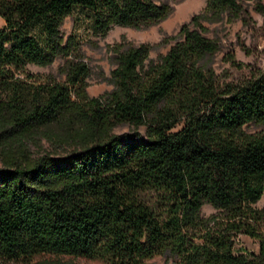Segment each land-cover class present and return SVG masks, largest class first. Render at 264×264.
Instances as JSON below:
<instances>
[{
  "label": "trees",
  "instance_id": "1",
  "mask_svg": "<svg viewBox=\"0 0 264 264\" xmlns=\"http://www.w3.org/2000/svg\"><path fill=\"white\" fill-rule=\"evenodd\" d=\"M253 8L264 28V0ZM172 10L167 0H0L1 260L141 264L168 249L177 264H264V205L254 206L264 191V68L220 86L210 65L219 46L203 23L242 17L240 0H206L155 58L145 41L107 44L112 88L86 91L74 27L101 37ZM57 57L62 81L26 69ZM204 203L215 211L203 215ZM242 232L258 237L257 253L235 246Z\"/></svg>",
  "mask_w": 264,
  "mask_h": 264
},
{
  "label": "rangeland",
  "instance_id": "2",
  "mask_svg": "<svg viewBox=\"0 0 264 264\" xmlns=\"http://www.w3.org/2000/svg\"><path fill=\"white\" fill-rule=\"evenodd\" d=\"M172 3L173 10L164 19L156 24L145 26L143 28H134L131 26L114 25L107 31L105 36H94L89 33L81 23L79 27H74V33L78 35L81 41V49L85 52L86 60L90 66V73L86 80L88 85L86 91L88 95L98 96V94L109 91L112 84L107 77L113 68L110 60V52L107 44L125 37L134 43L148 42L152 45L149 51V57L155 58L159 53H164L170 43L161 42L162 38L174 35L179 25L189 20L191 14L198 13L204 9L206 0H167ZM246 12L241 16L231 18L224 15L219 21L203 23L207 26V34L217 40L219 49L210 57V65L214 71L218 84L222 86L225 83L237 84L253 77V74L264 68V28L263 18L253 8L254 0H240ZM61 30L67 34L72 30L73 19L67 15L64 18ZM3 21L0 17V27ZM172 43V42H171ZM62 57L55 58L48 65L27 64L26 69L38 74L39 80H44L46 75H53L56 79L62 81L64 75L58 71V66L63 63ZM255 125H250L248 130H253ZM132 126L127 124H117L114 132H130ZM141 135H144L145 126L141 125L138 129ZM41 148H50V144L42 138ZM34 148V147H33ZM39 149V150H40ZM35 150V149H34ZM264 205V191L256 200L254 206ZM215 211V208L204 203L201 206V213L209 215ZM235 246L243 247L249 252H258V237H251L246 233H238L235 236ZM60 257L62 260L73 259L75 264H105L98 258L73 256L66 254L41 253L31 257L28 261L22 260H1L0 264H53V260ZM178 257L171 254L168 249L160 251L149 258L143 259L141 264H177Z\"/></svg>",
  "mask_w": 264,
  "mask_h": 264
}]
</instances>
